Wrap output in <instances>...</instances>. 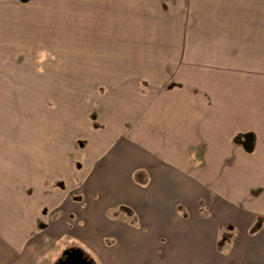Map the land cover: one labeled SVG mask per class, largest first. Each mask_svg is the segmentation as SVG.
<instances>
[{
	"label": "crops",
	"instance_id": "crops-1",
	"mask_svg": "<svg viewBox=\"0 0 264 264\" xmlns=\"http://www.w3.org/2000/svg\"><path fill=\"white\" fill-rule=\"evenodd\" d=\"M65 233L99 264H264V0H0V264Z\"/></svg>",
	"mask_w": 264,
	"mask_h": 264
},
{
	"label": "rangeland",
	"instance_id": "rangeland-1",
	"mask_svg": "<svg viewBox=\"0 0 264 264\" xmlns=\"http://www.w3.org/2000/svg\"><path fill=\"white\" fill-rule=\"evenodd\" d=\"M22 90V96H29V88H21ZM27 93H26V92ZM43 95V94H41ZM90 117L93 119V114H90ZM69 143V149H68V169H69V175L72 178L73 176H75V180H77V176L71 172L72 166L74 167V169H82V156L83 158L86 160L87 159V147L89 142L88 141H84V140H75V141H70ZM249 143V142H248ZM252 143V142H251ZM85 154V155H84ZM71 178L70 180H68L69 182H71ZM78 181V180H77ZM77 183L79 182H72V183H68L67 186V191L70 195H72V199L73 200H78L80 199V194H79V185H77ZM58 185L63 186L61 188H63V190L65 189L64 187V183H54V187H58L60 188ZM66 190V189H65ZM80 201V200H79ZM202 209H200L201 211ZM47 211V207H45L44 205H42V208L40 209V213H45ZM130 210L126 207V206H118L117 208H110V209H106L105 212L107 213L108 216H113L114 214H118L119 212H129ZM204 210H202L203 212ZM74 216V217H73ZM72 218H70L72 221H69V226L70 229H74L73 224H75V215L72 214L71 215ZM41 224V223H40ZM82 224V223H80ZM75 230V229H74ZM40 232V231H39ZM226 237V236H224ZM75 238V237H74ZM72 238L70 233H65L62 236H58L55 238V236L52 239L51 244H46V246H37L35 250H37L35 253L37 256V262L38 264H53L54 262L57 261V259L61 256V254L63 253L64 250H66L68 247L72 246V247H78L80 248L89 258H91L94 262V264H99L97 261V257L96 254H94V249L91 247H88L87 245L82 243V240L78 239V238ZM105 239V238H104ZM50 240V239H49ZM48 240V241H49ZM105 243L107 244V240H104ZM82 243V244H81ZM99 248V247H98ZM98 248L97 251H98Z\"/></svg>",
	"mask_w": 264,
	"mask_h": 264
},
{
	"label": "water",
	"instance_id": "water-1",
	"mask_svg": "<svg viewBox=\"0 0 264 264\" xmlns=\"http://www.w3.org/2000/svg\"><path fill=\"white\" fill-rule=\"evenodd\" d=\"M249 137H247L248 139ZM250 149L249 146L246 147ZM64 258H60L57 264H94L93 260L89 258L80 248L71 247L62 253Z\"/></svg>",
	"mask_w": 264,
	"mask_h": 264
},
{
	"label": "flooded vegetation",
	"instance_id": "flooded-vegetation-1",
	"mask_svg": "<svg viewBox=\"0 0 264 264\" xmlns=\"http://www.w3.org/2000/svg\"><path fill=\"white\" fill-rule=\"evenodd\" d=\"M72 246H70V247H68L67 249H69V248H71ZM66 249V250H67ZM65 251V250H64ZM60 258H64V255L63 254H61V256L57 259V261L56 262H54L53 264H57V262H58V260L60 259Z\"/></svg>",
	"mask_w": 264,
	"mask_h": 264
}]
</instances>
